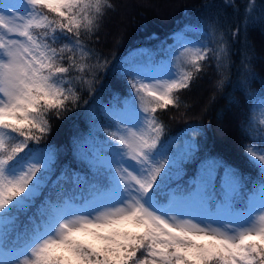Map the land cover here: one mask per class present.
<instances>
[{
	"label": "snow or ice",
	"instance_id": "obj_1",
	"mask_svg": "<svg viewBox=\"0 0 264 264\" xmlns=\"http://www.w3.org/2000/svg\"><path fill=\"white\" fill-rule=\"evenodd\" d=\"M255 8L248 0L245 33L259 19ZM110 10L112 0H0V264H264V147L243 146L255 179L205 157L189 182L172 187L197 159L198 144L185 138L173 150L158 115L181 107L179 93L208 64L219 76L210 102L232 83L233 53L218 20L174 33L171 59L131 57L109 69L87 41ZM239 33L231 32L233 42ZM253 58L241 54L233 85L247 108L238 128L264 144V79ZM109 70V87L127 78V95L114 92L112 103L87 110L92 130L73 145L88 171L64 167L57 175V148L39 146L49 116L81 107L83 93L93 98ZM227 103L241 106L231 95ZM97 119L108 121L99 146Z\"/></svg>",
	"mask_w": 264,
	"mask_h": 264
},
{
	"label": "trees",
	"instance_id": "obj_2",
	"mask_svg": "<svg viewBox=\"0 0 264 264\" xmlns=\"http://www.w3.org/2000/svg\"><path fill=\"white\" fill-rule=\"evenodd\" d=\"M255 2L256 8L252 15L259 19L255 24H250L245 33L244 9L248 0H235L233 6H226L223 0H112L114 10L107 13L99 31L91 41H87L89 47L94 48L101 58L109 59L111 69L113 65L131 57L155 61L167 59L168 49L176 45L174 33L182 30L185 24L206 29L209 19H216L219 30L227 35L234 62L229 70L232 83L226 85L225 91L215 93L216 100L210 102L214 95L213 85L219 76L215 64H208L192 82L190 89L179 93L181 107L178 110L169 108L158 114L166 125L165 140L188 138L195 139L198 144L197 159L183 165L184 172L177 181H173L172 187L177 183L183 186L189 182L200 160L205 157L222 159L237 168L242 175L251 176L253 179L257 176L256 170L247 163L243 146L252 143L257 147H264V144L241 135L238 125L247 108L243 96L233 87L238 80V67L244 52H250L254 56L251 61L252 70L260 79H264V0ZM198 21L203 23L198 25ZM237 27L240 28V33L237 42H233L231 32ZM188 35L191 39H203L195 33ZM245 36L249 44L247 49L244 46ZM126 79L119 86L110 88L115 77L109 70L101 75L102 86L98 85L93 98L83 93L81 107L60 119L49 116L51 131L44 141L57 148V175L64 167L82 174L88 171L86 165L77 157L73 141L88 136L92 130L87 117L88 109L98 104L112 103L111 96L114 92L119 93L121 98L127 95ZM251 87L258 92L261 87L259 80L253 81ZM229 95L241 102L240 108L228 106ZM83 100H89L90 103L84 105ZM96 123L101 131L98 135L93 131L95 143L104 135L102 129L108 121L97 119ZM193 127L198 129L197 133L191 131ZM104 138L107 139L103 136L102 142Z\"/></svg>",
	"mask_w": 264,
	"mask_h": 264
},
{
	"label": "rangeland",
	"instance_id": "obj_3",
	"mask_svg": "<svg viewBox=\"0 0 264 264\" xmlns=\"http://www.w3.org/2000/svg\"><path fill=\"white\" fill-rule=\"evenodd\" d=\"M176 47V45L175 46H171L168 50L169 51H171L172 49H174ZM167 59H171V57L170 56H168V54H167ZM104 136V135H103ZM103 136H102V138H103ZM102 138L100 139V140H98V141H96V144H101V143H103L102 142ZM105 139V138H104ZM183 139H181V140H176V145H174L173 146V150H175V147H178L179 145H181L182 143H183ZM44 145H49V144H46L45 143V141H42V143H41V145H39V146H44ZM53 146V145H52ZM177 181V180H176Z\"/></svg>",
	"mask_w": 264,
	"mask_h": 264
}]
</instances>
